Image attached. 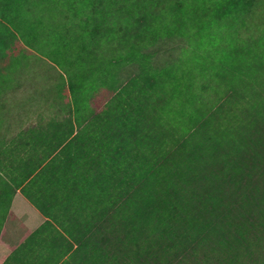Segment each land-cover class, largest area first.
Segmentation results:
<instances>
[{
  "label": "trees",
  "instance_id": "16d2710c",
  "mask_svg": "<svg viewBox=\"0 0 264 264\" xmlns=\"http://www.w3.org/2000/svg\"><path fill=\"white\" fill-rule=\"evenodd\" d=\"M209 2L199 15L217 21L251 4ZM151 8L141 15L130 8L123 33L125 47L142 46V58L115 59L99 87L85 93L78 73L68 84H48L79 98L73 107L60 103L64 118L21 132L1 151L0 167L10 171L5 186L11 198L22 188L51 219L46 225H60L63 233L49 240L64 251L55 264H264V100L248 112L220 102L228 85L223 70H231L232 82L249 76L264 86V49H242L233 38L211 65L199 55L200 66L187 67L188 45L178 62L155 71L144 49L201 26L160 27L149 36L141 28L151 26ZM131 63L141 72L122 84L120 71ZM23 150L33 155L17 161Z\"/></svg>",
  "mask_w": 264,
  "mask_h": 264
},
{
  "label": "rangeland",
  "instance_id": "374dc122",
  "mask_svg": "<svg viewBox=\"0 0 264 264\" xmlns=\"http://www.w3.org/2000/svg\"><path fill=\"white\" fill-rule=\"evenodd\" d=\"M204 1L0 0V36H3L0 40V159L3 157L1 151L10 150L21 132L31 128L42 129L52 118H64L67 110H62L63 105L58 108L64 102L69 101L74 106L78 93L67 94L63 85L51 89L48 87L50 82L60 80L62 84H68L78 73L86 77L82 87L85 93L89 88L99 87L101 78L110 71L115 59L130 55L138 56L137 60L142 58L141 45L131 49L124 44L123 33L130 19L127 15L130 8L141 15L144 6L152 7L151 26L148 24L141 28V32L145 31L149 36L158 33L160 27L192 26L194 22L193 26H201L194 34L191 30L189 33L186 27L184 35L176 30L174 35L158 37L154 44L144 49L142 52L149 54V65L155 71H164L165 67L178 62L182 50L188 45L189 49L182 52L187 67L200 66L199 55L204 58L201 60L203 63L211 65L213 57L219 58L224 49L232 48L228 45L232 44L229 42L233 38V42L238 41L242 49L248 44L251 46L249 49L255 52L264 49V0H250L247 13L229 15L220 21L199 15L210 3L209 0ZM178 3L180 9L173 11L171 7L178 8ZM253 62L252 59L247 60V63ZM259 63L262 64V60ZM139 66V63H131L120 71L118 77L122 84L140 74ZM245 70L248 73V67ZM196 71L200 74L201 69ZM222 72L228 79V85L220 102L232 100L248 112L253 104L264 100V86L260 83L244 76L245 81L238 84L232 82L231 70ZM254 95L260 99L259 102H255ZM53 103L57 105L51 107ZM18 152L17 161H26L33 155L30 150ZM3 163H10L9 158H5ZM6 172L0 167V192L5 197L0 202V225L13 194L5 186L11 182Z\"/></svg>",
  "mask_w": 264,
  "mask_h": 264
},
{
  "label": "crops",
  "instance_id": "0c3cea01",
  "mask_svg": "<svg viewBox=\"0 0 264 264\" xmlns=\"http://www.w3.org/2000/svg\"><path fill=\"white\" fill-rule=\"evenodd\" d=\"M21 190H16L4 210L0 264H55L64 251L50 246L49 240L59 237L63 230L55 222L46 225L51 219Z\"/></svg>",
  "mask_w": 264,
  "mask_h": 264
}]
</instances>
